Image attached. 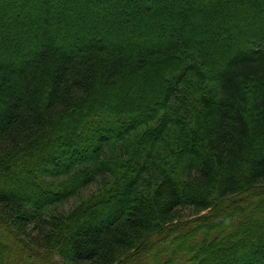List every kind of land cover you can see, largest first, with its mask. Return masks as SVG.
Instances as JSON below:
<instances>
[{
    "label": "trees",
    "instance_id": "trees-1",
    "mask_svg": "<svg viewBox=\"0 0 264 264\" xmlns=\"http://www.w3.org/2000/svg\"><path fill=\"white\" fill-rule=\"evenodd\" d=\"M0 264H264V0H0Z\"/></svg>",
    "mask_w": 264,
    "mask_h": 264
},
{
    "label": "rangeland",
    "instance_id": "rangeland-1",
    "mask_svg": "<svg viewBox=\"0 0 264 264\" xmlns=\"http://www.w3.org/2000/svg\"><path fill=\"white\" fill-rule=\"evenodd\" d=\"M100 184L99 183H94L92 185H89L87 188H85L82 191L81 196H85L91 192H94L96 190H98L100 188ZM81 196H77V197H73L70 199V201H68L67 203H65L64 205H62L58 210H62V209H68L69 207H71L72 205L76 204L80 199ZM189 212L187 211L186 214H188Z\"/></svg>",
    "mask_w": 264,
    "mask_h": 264
}]
</instances>
